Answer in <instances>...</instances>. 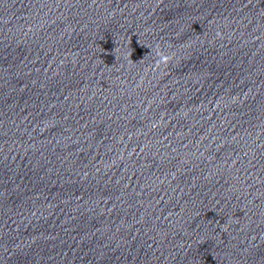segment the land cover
<instances>
[{
	"label": "clouds",
	"instance_id": "clouds-1",
	"mask_svg": "<svg viewBox=\"0 0 264 264\" xmlns=\"http://www.w3.org/2000/svg\"><path fill=\"white\" fill-rule=\"evenodd\" d=\"M162 59H165L164 57H162Z\"/></svg>",
	"mask_w": 264,
	"mask_h": 264
}]
</instances>
